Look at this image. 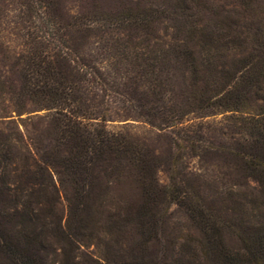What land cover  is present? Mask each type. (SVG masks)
<instances>
[{"label": "trees", "instance_id": "trees-1", "mask_svg": "<svg viewBox=\"0 0 264 264\" xmlns=\"http://www.w3.org/2000/svg\"><path fill=\"white\" fill-rule=\"evenodd\" d=\"M58 4L22 0L23 24L0 27L21 39L0 41V264H67L54 255L83 246L93 206L109 200L120 204L105 231L136 235L124 264H162L143 251L168 205L200 230L202 264H264V232L232 250L204 206L264 200V30Z\"/></svg>", "mask_w": 264, "mask_h": 264}, {"label": "rangeland", "instance_id": "rangeland-1", "mask_svg": "<svg viewBox=\"0 0 264 264\" xmlns=\"http://www.w3.org/2000/svg\"><path fill=\"white\" fill-rule=\"evenodd\" d=\"M21 3L22 0H0V27H11L12 21H17L18 25L23 24L26 15ZM58 7H63L68 15L77 16L92 12L99 15L109 14L108 16L142 14L147 22L157 26H180L189 29L195 25L214 26L224 25L225 22V25L228 23L260 27L264 30V0H59ZM20 40L10 34L0 37V41L10 45H16ZM237 58V55L229 53L228 56L217 57L216 60L231 64ZM120 105L121 103L114 104ZM125 122H129L138 132L147 129V126L134 120L110 121L108 125L113 127ZM190 164L196 166V162ZM157 177L161 184L168 182V173L163 169L158 171ZM119 204L114 200L95 204L88 220L90 236L82 238L84 245L64 254L57 253L54 255L55 259L62 261L65 258L68 260L67 264H124L123 260L139 254L137 248L130 249L136 239L133 231L104 229L108 211L117 210ZM204 206L212 209L218 218L220 236L224 244L232 250L242 246L237 235L252 237L253 234L264 232L262 199L237 202L224 198ZM165 207L166 210H163ZM160 212L164 216L160 221L162 227L157 233L158 239L149 242V246L143 251L144 257L150 260L157 255L162 264L204 263L201 245L203 236L198 227L175 205L164 206ZM72 255L76 257L75 262H71Z\"/></svg>", "mask_w": 264, "mask_h": 264}]
</instances>
